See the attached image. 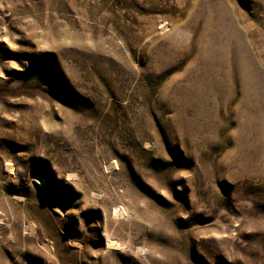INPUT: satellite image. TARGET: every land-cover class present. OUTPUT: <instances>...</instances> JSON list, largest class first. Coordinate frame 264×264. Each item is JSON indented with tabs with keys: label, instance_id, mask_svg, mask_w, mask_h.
<instances>
[{
	"label": "rangeland",
	"instance_id": "374dc122",
	"mask_svg": "<svg viewBox=\"0 0 264 264\" xmlns=\"http://www.w3.org/2000/svg\"><path fill=\"white\" fill-rule=\"evenodd\" d=\"M0 264H264V0H0Z\"/></svg>",
	"mask_w": 264,
	"mask_h": 264
},
{
	"label": "bare ground",
	"instance_id": "6f19581e",
	"mask_svg": "<svg viewBox=\"0 0 264 264\" xmlns=\"http://www.w3.org/2000/svg\"><path fill=\"white\" fill-rule=\"evenodd\" d=\"M109 241V240H108Z\"/></svg>",
	"mask_w": 264,
	"mask_h": 264
}]
</instances>
